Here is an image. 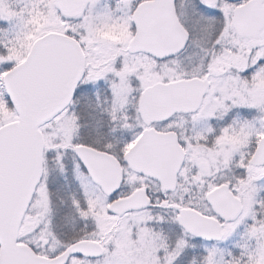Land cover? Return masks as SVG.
I'll return each instance as SVG.
<instances>
[{"label": "snow or ice", "instance_id": "snow-or-ice-1", "mask_svg": "<svg viewBox=\"0 0 264 264\" xmlns=\"http://www.w3.org/2000/svg\"><path fill=\"white\" fill-rule=\"evenodd\" d=\"M0 264H264V0H0Z\"/></svg>", "mask_w": 264, "mask_h": 264}]
</instances>
